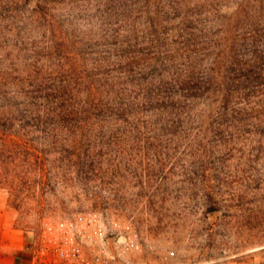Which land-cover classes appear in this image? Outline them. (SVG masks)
<instances>
[{"label":"rangeland","instance_id":"1","mask_svg":"<svg viewBox=\"0 0 264 264\" xmlns=\"http://www.w3.org/2000/svg\"><path fill=\"white\" fill-rule=\"evenodd\" d=\"M87 210L133 264H264V0H0V258Z\"/></svg>","mask_w":264,"mask_h":264},{"label":"built area","instance_id":"2","mask_svg":"<svg viewBox=\"0 0 264 264\" xmlns=\"http://www.w3.org/2000/svg\"><path fill=\"white\" fill-rule=\"evenodd\" d=\"M133 239L109 233L96 211L49 221L24 247L21 264H133Z\"/></svg>","mask_w":264,"mask_h":264},{"label":"crops","instance_id":"3","mask_svg":"<svg viewBox=\"0 0 264 264\" xmlns=\"http://www.w3.org/2000/svg\"><path fill=\"white\" fill-rule=\"evenodd\" d=\"M0 264H21V260L18 257H14L11 252H4L0 258Z\"/></svg>","mask_w":264,"mask_h":264}]
</instances>
